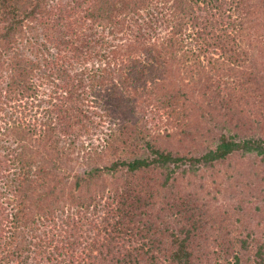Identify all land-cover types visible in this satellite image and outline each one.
<instances>
[{
	"label": "trees",
	"instance_id": "1",
	"mask_svg": "<svg viewBox=\"0 0 264 264\" xmlns=\"http://www.w3.org/2000/svg\"><path fill=\"white\" fill-rule=\"evenodd\" d=\"M46 1L50 2L31 0V8L20 12L18 0H0V88L8 89L9 93L24 87L8 75V70L13 69L5 58L18 53V44L23 39L22 24L35 20L42 12L40 4ZM85 1L88 2L81 0ZM171 1L168 7L159 5L157 9L149 0H89L94 11L80 29L86 31L82 37L87 41L78 38L80 43L73 49L82 53L95 42L104 48L101 44L105 40L93 33L97 31L96 24L102 27L98 20L126 28L133 39L126 52H138L144 59L143 63L130 65L131 77L120 79L121 89L117 95L115 91L110 93V97L127 101L136 89V82L164 76L165 69L167 78L159 84L161 95L156 96V105L165 109L167 115L186 117L190 112L185 113L184 107L199 92L203 106H193L198 112L195 122L198 129L204 123L213 125L216 144L195 156L165 152L155 147L148 131L143 133L138 128L142 152L121 155L113 144L109 148L118 157L114 155L108 162L99 158V163L95 162L82 174L69 175L63 167L61 152L62 146L72 145L75 137L55 136V127L50 122L43 125L52 126L48 134L39 131L36 138L38 133L31 129V147L35 148L33 154L37 159L21 163L20 175L24 174L26 181V186L22 183L23 190L28 189V183L39 189H31V211L22 204L26 192L21 189L17 190L18 209L7 211L0 203V264H252V256L256 264H264V247H253L256 240L246 228L239 231L235 245L218 235L213 239L207 237L210 229L220 230L226 220H232L231 227L237 228L235 223L239 219L234 218L230 209L206 210L196 198L186 199L179 192L172 194L178 178L201 168L212 171H218L217 167L228 168L234 155L254 154L259 164L255 175L259 181L264 180V41L260 52L257 49L263 63L256 51L252 53L255 41L264 38V0ZM136 14H142L140 19H136ZM125 16L131 17L130 22H126ZM63 36L50 38L49 34L51 43L63 47L61 53L70 44H66ZM35 46L32 33L31 49ZM16 64L19 67L21 62ZM67 70L54 67L53 79L60 72L67 75ZM36 89L31 83V102L38 100V108L46 110L51 121L60 116L61 108L52 112L48 105L57 92L46 95L48 101H43L35 97ZM59 96L56 100L66 103L61 97L63 93ZM78 115L81 120H75V124L78 130L86 132L91 118L81 111ZM76 126L64 121L61 133H75ZM131 141L138 143L134 138ZM28 153L25 151L23 155ZM5 162V158L0 160ZM31 166L37 170H31ZM47 187L51 189L41 192ZM161 194L166 203L175 201L173 207L182 216L172 228L161 222L165 226L162 229L154 220H165L164 211H155L164 204L159 200ZM177 196L182 200L178 201Z\"/></svg>",
	"mask_w": 264,
	"mask_h": 264
},
{
	"label": "rangeland",
	"instance_id": "2",
	"mask_svg": "<svg viewBox=\"0 0 264 264\" xmlns=\"http://www.w3.org/2000/svg\"><path fill=\"white\" fill-rule=\"evenodd\" d=\"M68 1L50 0V2L41 3V14L36 15L35 20H26L21 26L23 39L20 40L21 45L18 44L16 51L18 53H10V58H5L7 64L11 65L13 69L8 70V75L10 78H15V81L20 82L24 87L14 90L13 94L9 93L8 89L0 88V160L6 159L5 163H0L2 178L0 180V203L7 211L18 209L17 190H23L22 183L25 185L26 182L23 179L24 174L20 175V164L24 162L25 165V160L29 159L33 163L37 159L33 154L35 148L31 147V129L35 128L38 133L36 138L39 131L41 134H48L50 132L48 129L52 126L44 127L43 125H46L47 122L53 124V128L55 127V136L59 134L61 138L63 135L69 136L70 139L75 137L72 140V145L62 146L63 152H61L64 159L63 167L66 174L69 173V175L72 173L82 174L95 162L99 163V158L104 162L113 160L115 154L109 148L113 144L117 145L121 155L123 152L131 154L142 152L143 150L140 148L143 143L139 139L138 128L143 133L148 131V135L155 140L152 141L155 147L165 152L195 156L216 144V130L211 129L213 125L204 123L198 129L195 122L198 112L194 107L203 106L199 92L192 96L189 105H184L186 106L184 107L185 113L190 112L189 116L186 114V117L179 115V119H177V116L167 115L163 112L165 109L156 105V96L161 95L159 94V84L166 77L165 69L164 76L154 79L146 77L142 81L136 82L134 84L136 89L127 101L118 100V96L111 98L110 93L115 91L113 93L117 95L121 89L120 79L131 77L130 65L140 61L143 63L144 58L138 52H126L127 47L133 42L131 32L126 28H121L120 25L114 26L108 20H98L102 27H97L96 24L97 31H93L94 35L97 34L105 40V43L101 44L104 48H100L95 42L82 53L78 48L73 49L80 43L78 38L81 37V41H87L82 37V34L86 35V31H80V29L90 17V13L94 11L92 8L94 5L89 0L85 3H82L81 0ZM149 1L154 6H158L157 9H159V5L168 7L172 2L171 0L170 2L169 0ZM17 5L20 12L28 10L31 8V0H18ZM95 13L98 14L96 11ZM141 15L136 14V19H140ZM131 17L133 16L131 15ZM131 17L125 16L124 19L126 22H130ZM142 22L143 20L140 23ZM1 30L2 28H0V32ZM32 33H35L36 41V46L33 49H31ZM49 34L50 38H52L51 35L54 37L64 35L63 39L66 44L70 43L68 48L61 53L63 47L51 43ZM251 35L255 38L253 33ZM160 37H162V33ZM263 41V37L260 42L256 40V47L252 51V53L256 51L255 54L260 63H263V57L257 53V49L260 52ZM9 45L11 47V44ZM97 49L106 58L100 56ZM11 58L13 59L9 60ZM18 62H21L19 67L16 64ZM147 62L150 61L147 60ZM31 64H33V69H31ZM54 67L68 69L67 75L60 72L53 79L51 72ZM31 83L32 86H37L35 93L37 99L46 101L48 98L46 95L57 92L54 94L55 99L47 101L52 112L58 111L59 108L62 109V112L61 109L59 111L60 116L51 121L47 117L46 110L38 108V100L31 102ZM113 85L118 88L112 90ZM127 87L132 89L130 86ZM62 93L63 96H61ZM58 95L65 98L66 103L61 99L56 100ZM109 97L112 99L111 101L108 100ZM107 100L109 105H107ZM192 101L197 103L191 104ZM115 104L119 106L113 108ZM80 111L83 115L91 118L92 124L86 126V132L78 130V126L75 124V120H81L78 115ZM67 115L71 117L66 118ZM64 121L71 126H76L75 133H61ZM81 133L85 134L81 135ZM133 138L137 139L138 143L132 142ZM125 141H127L126 144H124ZM61 143L63 145L62 139ZM25 151L29 153L23 155ZM17 152L19 154H16ZM115 156L118 157L117 154ZM256 158L254 154L244 157L234 155L228 161L231 164L228 168L217 167L218 171L201 168L191 175L178 178L173 183V195L179 192L186 199L196 198L199 200L197 202H201L203 207L210 211H213L214 208L219 211L221 207L226 210L230 209L234 218L239 219L235 220L237 228L236 226L235 228L231 227L232 220L230 222L226 220L220 230H217L216 227L210 229L207 237L213 239L218 235L219 239L225 238L226 241L228 239L235 245L238 236L240 237L239 231L246 228L253 233V238L256 240L253 247L259 248L261 245L264 247V180L259 181L255 175L259 169ZM255 163H257V168ZM31 170L35 171L37 167L31 166ZM262 171L264 172V169ZM28 179H31V176H28ZM35 186L31 187L28 183V189L23 190L26 192V198L22 204L30 211L33 197L31 189H39ZM48 188L51 189L50 187L42 188L41 192L45 193ZM163 198L164 195L161 194L159 200H162L160 202L164 204L158 206L155 211L156 213L164 211L163 218L165 220L156 218L154 220L158 223L157 225H161L162 222L172 228L182 216L178 209L173 207L175 201L166 203ZM176 198L178 201L182 200L178 196ZM237 208L240 211H237ZM206 215L209 213L204 216ZM28 227L27 231L30 232L31 225ZM161 228L164 229L165 226L161 225ZM5 235L10 236L7 232ZM29 257H31V253ZM250 259L252 264H256L253 256Z\"/></svg>",
	"mask_w": 264,
	"mask_h": 264
}]
</instances>
